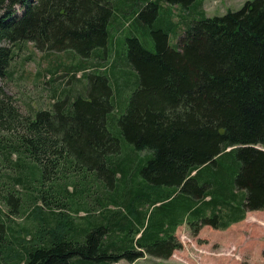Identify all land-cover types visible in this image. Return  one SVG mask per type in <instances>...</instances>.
Returning a JSON list of instances; mask_svg holds the SVG:
<instances>
[{
	"label": "trees",
	"instance_id": "obj_1",
	"mask_svg": "<svg viewBox=\"0 0 264 264\" xmlns=\"http://www.w3.org/2000/svg\"><path fill=\"white\" fill-rule=\"evenodd\" d=\"M156 1L0 0V80L28 42L71 51L86 80L32 116L0 85V264L168 259L180 225L226 229L264 208V0L219 17L165 0L190 8L180 46L177 24L156 27ZM120 19L110 73L83 63L105 60ZM149 35L153 52L137 38ZM118 76L132 88L120 112Z\"/></svg>",
	"mask_w": 264,
	"mask_h": 264
},
{
	"label": "rangeland",
	"instance_id": "obj_2",
	"mask_svg": "<svg viewBox=\"0 0 264 264\" xmlns=\"http://www.w3.org/2000/svg\"><path fill=\"white\" fill-rule=\"evenodd\" d=\"M143 1L145 0H127L130 4L136 3L137 6L142 5ZM246 1L251 0H201L200 8L207 17L222 16L228 11L239 10ZM110 2L117 4L120 3V0H110ZM156 2L160 4L156 27L167 30L172 22L177 24L176 34L169 36V44L180 46V39L186 25L185 22H187L185 17L190 19L191 16L188 11L190 8L186 9L182 5H170L165 0ZM125 11L128 13L131 10L126 8ZM128 17L130 15H126L124 18ZM120 21L125 23L112 33L113 46L109 47V50L107 49L105 60H101L95 55V58L89 57L83 60V63L96 65L95 68L100 69L101 73H110L111 62L116 54L117 41L123 37L130 23L125 19H120ZM134 34L136 33L133 31L125 34V37L135 36ZM137 38L144 46H147H145L146 49L155 51L151 35L148 36L149 44L144 43L139 36ZM15 52L16 56L8 69L7 76L0 80V85L13 98L24 116H32L40 110H48L64 94L74 97L86 87V80L82 77V73L74 74L71 70L72 66L78 62L77 56L71 51L41 52L35 48L33 43L28 42L22 44ZM120 61L124 62L123 58ZM119 66L118 63L115 73H125L130 81H134L133 70L130 67H125L123 70ZM112 82L117 99V112H120L119 107L123 106V101L127 99L132 88L131 85L127 86V80L121 76L117 77V82H114L112 77ZM81 95L84 94L81 93ZM143 154L141 153V155ZM1 208L5 212H9L11 207L3 205ZM83 215L80 212L72 214V217L78 218ZM16 216L15 223L22 226L31 223L32 215L29 208ZM176 237L181 243V247L175 250L168 259H158L146 255L135 262L121 260L115 264H264V208L247 212L243 220L226 229H214L208 225H201L198 232L195 233L192 227L184 223L177 228ZM24 241L30 242L28 238Z\"/></svg>",
	"mask_w": 264,
	"mask_h": 264
},
{
	"label": "bare ground",
	"instance_id": "obj_3",
	"mask_svg": "<svg viewBox=\"0 0 264 264\" xmlns=\"http://www.w3.org/2000/svg\"><path fill=\"white\" fill-rule=\"evenodd\" d=\"M219 17V16H218ZM158 21V20H157ZM103 50V49H102ZM102 52V51H101ZM86 95V94H85ZM184 206V205H183ZM189 209V208H188ZM185 211V210H184Z\"/></svg>",
	"mask_w": 264,
	"mask_h": 264
},
{
	"label": "water",
	"instance_id": "obj_4",
	"mask_svg": "<svg viewBox=\"0 0 264 264\" xmlns=\"http://www.w3.org/2000/svg\"><path fill=\"white\" fill-rule=\"evenodd\" d=\"M261 149V148H260Z\"/></svg>",
	"mask_w": 264,
	"mask_h": 264
}]
</instances>
